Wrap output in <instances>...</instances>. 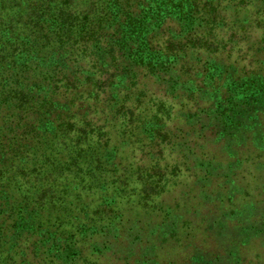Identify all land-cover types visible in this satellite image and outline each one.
Returning a JSON list of instances; mask_svg holds the SVG:
<instances>
[{
    "label": "trees",
    "instance_id": "obj_1",
    "mask_svg": "<svg viewBox=\"0 0 264 264\" xmlns=\"http://www.w3.org/2000/svg\"><path fill=\"white\" fill-rule=\"evenodd\" d=\"M251 36L252 48L264 40V0H0V264H98L104 245L89 248L90 237L137 226L127 208L157 211L178 178L197 184L222 171L215 191L244 189L212 198L243 219L216 253L264 264V180L259 188L243 175L247 161L264 165V72L250 67L260 47L241 43ZM191 111L192 125L199 112L217 118L214 141L233 138L230 127L258 129L254 149L239 139L219 165L217 149L204 150L209 136L167 130ZM249 111L262 118L238 122ZM204 227L172 219L150 241L225 235ZM135 259L125 262L145 263Z\"/></svg>",
    "mask_w": 264,
    "mask_h": 264
},
{
    "label": "rangeland",
    "instance_id": "obj_2",
    "mask_svg": "<svg viewBox=\"0 0 264 264\" xmlns=\"http://www.w3.org/2000/svg\"><path fill=\"white\" fill-rule=\"evenodd\" d=\"M258 33V32H255ZM264 38V36H263ZM249 39V40H248ZM251 39H255L252 36L241 39V43L244 44V49L247 48L248 52H251L252 50H255L256 47H260V50L253 51L252 54V64L250 67H255L256 71H263L264 72V40L262 39L261 42L258 44L253 45L254 48L250 47ZM260 39V37H259ZM257 40V39H256ZM250 41V42H249ZM249 42V43H248ZM232 44V43H231ZM229 47V46H228ZM239 52V51H238ZM247 57L246 53L244 51H240L238 53L236 63L238 65L242 64V62L245 59H242V57ZM249 67V68H250ZM161 85H163L161 83ZM165 86V85H164ZM264 95V93H263ZM186 107L189 108L188 103L184 100ZM192 113H185L184 116H181L180 114H174L175 116L171 117V121L168 122L167 130H170L172 134H179L180 136L182 132H186V130H190L193 128H196L195 130H192V133L189 135V133H186L183 137L184 139L190 138L191 136L198 137L199 143L203 141L204 136H209L210 140L208 143L202 145L205 147L204 150L207 151L206 146L215 147L217 151L219 152V165L223 166L224 162L222 161L223 158L227 157V154L225 150H230V147L234 148L236 146V142L239 139H242L244 143H248L251 139L252 144V150L254 149V144L252 143L254 140H256L258 135V129L249 128L248 130L245 128H234L230 127L228 128L231 132H235L233 138L227 139L230 143L228 145V142L224 139L222 141H214L213 140V134L216 132V130H221L222 126L219 125L217 118L212 119L211 116H206L205 114L200 115L201 112L196 113L197 116V123L192 125L191 123L187 122L188 120L193 119L192 117H188L189 114ZM244 117L239 116V121L243 124H249L255 119L253 116V112H246L243 113ZM191 118V119H190ZM262 117L255 119L260 120ZM185 119V120H184ZM213 122L215 127L211 128V124L209 122ZM237 129V130H235ZM212 130V131H211ZM264 134V132L262 133ZM150 149L146 153L144 150ZM144 152V153H143ZM158 152V146L156 147H148V148H142L139 155L142 154V160H147L152 156H155ZM206 153V152H205ZM209 153V152H208ZM207 153V154H208ZM175 156V155H174ZM262 159V164H264V158ZM224 160V159H223ZM216 162V160H215ZM249 161L246 163H243V166L248 168L244 171L243 175L245 178H248V180H251L252 182H256L258 187L260 186V182L264 180V165L260 168L258 165H251L249 167ZM181 167L188 166L187 162L183 160V163L180 164ZM228 174H231V171H227ZM188 173V172H187ZM186 174V176H182L178 178V185L171 186V191L163 194L161 197L162 203L159 205V208L157 211H152L147 213H144V209H138L135 212V214H130L129 209L127 216L130 218L137 217L138 218V225L132 227V229H128L123 224L120 225L118 231H116L113 235H106V236H92L90 237V247L93 248L94 246L97 247L99 243H102L104 245V248L101 250V254H97V256H100L97 261L98 264H128L125 262V259H128L130 263H134L135 258L140 256V254L144 255L145 263L144 264H240L236 263V260L234 259L237 255H231L228 256L224 253H216L218 252H224L227 251L225 248H229V245L227 242L230 240L231 236L233 237L236 235V225L235 223L237 221H240L243 219V216L241 215L243 212L233 214L232 210L233 207L229 205L228 203H222L221 201H218L214 198H212L213 195H215L217 198L220 199L223 196H226V193H240L243 191V187L237 186L236 190L233 188H229L228 190H225L224 188H217L216 191L212 187L215 183H222L225 184L224 179L227 177H224L223 171L222 174L212 178L210 180L203 178L201 181L197 184H193V175ZM203 173H200V177H202ZM233 175V174H232ZM232 177V176H231ZM176 179V178H175ZM174 179V180H175ZM203 186V187H202ZM202 187V188H201ZM260 188V187H259ZM255 190L256 192L260 189L254 188L249 189L248 191ZM213 193V194H212ZM184 197H187L185 199ZM186 201V202H185ZM164 204V205H163ZM177 204L176 206H174ZM163 205L162 209L161 206ZM259 208V212L264 213V202H258L256 204ZM166 207H169L168 215L169 218H167L168 221L161 222L159 225V220L164 219L160 218V214L164 212V214L167 217V214H165ZM242 211L243 207L240 209H237V211ZM167 213V212H166ZM201 215L204 216V220L200 221ZM206 215L210 218H206ZM132 216V217H131ZM219 217V218H218ZM261 217V216H259ZM178 219L179 222H183L186 220H193L194 223L202 224V230L205 229V226H211L209 227L210 230L213 232L218 233H224L225 235L221 238H219V241H216L214 239L208 238L205 240V238L197 239L192 238L189 235L187 236L190 239H186L185 232H180L177 236L181 238L182 240H179L177 242L168 243L160 245L159 243L156 244V247L154 248L152 244L154 242L150 241V235L152 232H163L164 230H167L166 224L170 220ZM262 218V217H261ZM259 218V221L260 219ZM221 220L222 224L221 226H218V222ZM211 224H210V223ZM214 224V226L212 225ZM132 233L139 234V238H133ZM154 234V233H153ZM204 239V240H203ZM264 239V237H263ZM193 241V242H192ZM264 242V241H263ZM88 244V243H87ZM179 244V245H178ZM90 250V249H89ZM201 250V251H200ZM85 254V252L83 251ZM209 253H213L214 257L208 256ZM196 254H202L201 256L197 255L196 259L194 258V255ZM143 258V257H141ZM215 258V259H214ZM240 260V259H239ZM141 261V259H139Z\"/></svg>",
    "mask_w": 264,
    "mask_h": 264
}]
</instances>
